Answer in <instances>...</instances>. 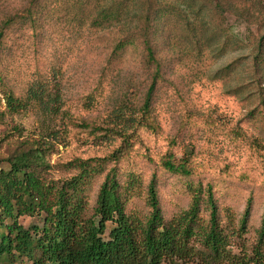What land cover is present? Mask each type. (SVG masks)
Segmentation results:
<instances>
[{
  "label": "trees",
  "instance_id": "16d2710c",
  "mask_svg": "<svg viewBox=\"0 0 264 264\" xmlns=\"http://www.w3.org/2000/svg\"><path fill=\"white\" fill-rule=\"evenodd\" d=\"M48 1L29 0L21 12L2 20L0 63L7 50L8 34L17 25L37 28L33 34L39 38L49 22L82 28L92 20L94 27L101 22L114 27L113 59L123 57L130 48H140L142 74L150 84L143 99L138 95L132 98L129 91L120 98L109 113L107 128L85 126L91 136L103 137L107 143L121 142L111 155L73 160L66 165L73 174L59 180H49L44 175L50 167L45 153L52 150L44 148L47 142H36L42 148L23 146L7 160L9 169H0V226L4 229L0 263L264 264V215L255 231L254 243L250 244L251 253L246 239L252 230V196L239 214L233 208L221 207L215 184L199 173L191 159L193 151L180 159L167 153L159 163L148 156L150 165L184 181L174 194L188 198V205L167 215L156 174L147 180L126 154V149L134 145L139 128L158 133L153 103L163 80L162 51L175 53L176 36H180L186 51L182 50L183 55L194 52L202 58L204 51L213 48L212 56L221 57L233 44V36H228L229 31L215 21L224 16L225 10L243 15L235 4L252 0H67L63 6L56 1L61 9L52 8L54 4L49 6ZM93 1L95 20L89 12ZM115 25L119 26L118 31ZM255 62L261 67H255L252 83L258 82L254 88L260 109L264 110L263 42ZM239 66L233 63L223 74L234 75ZM29 91L30 97L25 101L5 93L10 113L17 115L38 101L49 114L65 115L62 98L51 95L47 87H31ZM241 95V91H236L235 97ZM97 180L101 183L96 202L91 205L87 189ZM141 198L145 200L143 208L135 210L133 204L137 202L133 201ZM24 217L39 219L42 225L25 228L19 223Z\"/></svg>",
  "mask_w": 264,
  "mask_h": 264
},
{
  "label": "rangeland",
  "instance_id": "374dc122",
  "mask_svg": "<svg viewBox=\"0 0 264 264\" xmlns=\"http://www.w3.org/2000/svg\"><path fill=\"white\" fill-rule=\"evenodd\" d=\"M27 1L0 0V23L7 15L21 12ZM56 1L63 6L67 0H49V6L59 7ZM235 6L243 15L225 10L224 16L215 21L233 36V44L221 57L212 56L213 48L204 51L202 58L194 52L183 55L186 51L180 36H176L175 53L162 51L163 80L153 103L158 133L139 128L126 154L147 180L156 174L167 215L188 205V198L174 194L184 181L150 165L148 156L159 163L167 153L180 159L193 151L191 159L199 173L215 184L221 207L233 208L239 214L252 196V230L246 235L251 253L250 244L264 215V110L254 88L258 82L252 83L255 67H261L255 57L264 43V0ZM89 7L95 20V1ZM90 22L82 28L49 22L39 38L33 34L37 28L28 24L17 25L8 34L7 50L0 63V169H9L7 160L21 147L38 148L36 142L41 140L48 144L44 148H52L45 153L50 167L44 175L59 180L73 174L66 167L73 160L104 158L120 147V141L107 143L103 137L91 136L85 126L107 128L109 113L120 98L130 93L132 98L138 95L143 99L150 82L142 74L140 48H130L123 57L113 59L114 27L109 28L105 22L94 27ZM115 27L118 31L119 26ZM233 63L240 65L238 73L224 75ZM40 85L62 98L65 115L49 114L38 101L17 115L9 112L5 93L25 101L30 97L29 89ZM236 91L242 93L239 98ZM100 183L97 180L87 189L91 205L96 202ZM133 202H137L133 204L137 210L143 208L145 200ZM19 223L25 228L42 225L39 219L27 217ZM3 231L0 226V238Z\"/></svg>",
  "mask_w": 264,
  "mask_h": 264
}]
</instances>
